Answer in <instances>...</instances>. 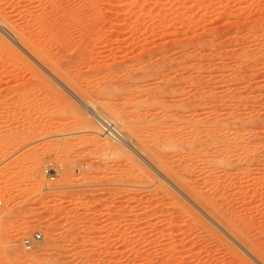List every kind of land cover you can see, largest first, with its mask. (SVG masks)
I'll return each instance as SVG.
<instances>
[{"label":"rangeland","instance_id":"374dc122","mask_svg":"<svg viewBox=\"0 0 264 264\" xmlns=\"http://www.w3.org/2000/svg\"><path fill=\"white\" fill-rule=\"evenodd\" d=\"M0 201V264H264V0H0Z\"/></svg>","mask_w":264,"mask_h":264},{"label":"bare ground","instance_id":"6f19581e","mask_svg":"<svg viewBox=\"0 0 264 264\" xmlns=\"http://www.w3.org/2000/svg\"><path fill=\"white\" fill-rule=\"evenodd\" d=\"M12 29H14V28H12ZM1 30H2V32H4V33H6L8 36H10L13 40L15 39V37H16V35H18V34H14L12 31H10L9 29H7L5 26L4 27H2L1 28ZM16 30V29H15ZM18 30V29H17ZM16 30V31H17ZM15 32V31H14ZM20 31H18V33H19ZM17 33V32H16ZM29 34H25V32H22L21 31V33H20V37H21V39H22V42H25V43H27L28 44V42H29V36H28ZM19 37V38H20ZM20 41V40H19ZM31 41V40H30ZM30 43V42H29ZM36 43V42H35ZM26 44V45H27ZM31 44V43H30ZM37 44V43H36ZM35 46L36 47V45L34 44V43H32L31 44V46ZM34 47V48H35ZM39 46H37L36 48H38ZM30 49L31 50H33L34 52H38L37 51V49L35 50V49H33V48H31L30 47ZM39 49V48H38ZM33 53V52H32ZM40 53V52H39ZM41 53H42V51H41ZM39 54L37 53V56H38ZM44 56V55H43ZM39 58V57H38ZM40 59V58H39ZM63 85V84H62ZM63 87V86H62ZM66 88V87H65ZM67 91L69 92V90L67 89ZM71 95H72V97H74L76 100H77V102H80L79 104H82L85 108H86V110L92 115V116H96V115H94V111L93 110H91V109H89V105H87L86 103H84L83 101H81L75 94H73V93H71V92H69ZM98 116V115H97ZM98 118V117H97ZM105 118V117H104ZM113 125L112 124H108V123H105V126H104V129H103V132H104V130H105V132H106V134H108V133H110L111 131H113V128H114V130H116V128L115 127H113ZM108 132V133H107ZM117 132V131H116ZM113 133V132H112ZM115 133V132H114ZM117 136V137H116ZM115 137L117 138V139H119V141H121V143H123L128 149H130L132 152H136V150H135V148L129 143V142H127V140L123 137V135H121V134H118V132H117V134L115 135ZM195 137V136H194ZM214 137V136H213ZM219 136H215L214 137V139L212 138V140L211 139H209V140H211L210 142L212 143V144H214L213 146H215V145H217V144H219V143H221V141H223L224 139L223 138H225V137H221L223 140H221V138H218ZM196 139H198L199 140V137L197 136V137H195ZM217 139H220L219 141L217 140ZM226 140H228V139H226ZM231 140V139H230ZM206 141V140H205ZM208 141V140H207ZM225 141V140H224ZM211 143H209V145H211ZM231 143V142H230ZM220 145V144H219ZM217 147V146H216ZM226 147H228V146H226ZM209 148H210V146H209ZM224 148V147H223ZM218 149V148H217ZM209 150V149H208ZM215 151V150H214ZM227 154V153H226ZM231 157V156H230ZM229 158V157H228ZM225 159V158H224ZM188 166V165H187ZM186 169H187V167H186ZM199 170V169H198ZM186 171V170H185ZM227 177V176H226ZM223 178V177H222ZM206 183V182H205ZM215 185V184H214ZM192 188V187H191ZM193 191V190H192ZM196 193H197V191H195ZM194 192V193H195ZM227 195V194H226ZM200 196V195H199ZM203 199V198H202ZM205 199V198H204ZM207 199V198H206ZM205 199V200H206ZM204 200V201H205ZM208 200V199H207ZM229 200V199H228ZM208 202V201H207ZM206 202V203H207ZM217 202V201H216ZM214 204H215V202L212 204V207L214 206ZM226 204V203H225ZM203 205V204H202ZM209 205V204H208ZM217 206H218V204H216ZM216 205H215V207H216ZM215 207H213L214 209H215ZM204 208V207H203ZM218 209V208H217ZM216 209V210H217ZM218 211V210H217ZM210 212V211H209ZM219 212H221V211H219ZM211 213V212H210ZM223 215H224V213H223ZM225 216V215H224ZM230 216V215H229ZM228 217V216H227ZM225 219H227V218H225ZM227 221V220H226ZM221 222V221H220ZM227 222H229V223H231L230 221H227ZM237 225V224H236ZM233 227V226H232ZM244 236V235H243ZM256 244V243H255ZM252 249V248H251ZM261 251V250H260Z\"/></svg>","mask_w":264,"mask_h":264},{"label":"built area","instance_id":"2783aa9c","mask_svg":"<svg viewBox=\"0 0 264 264\" xmlns=\"http://www.w3.org/2000/svg\"><path fill=\"white\" fill-rule=\"evenodd\" d=\"M115 125L113 124V127ZM112 127V128H113ZM113 132H114V128H113ZM110 135V134H108ZM112 137H114V135H110ZM45 174L47 176H49L51 179L55 178V175H57V169L55 167H51L48 166L46 167V169L44 170ZM2 204V201H0V205ZM43 240V235L41 232H35L33 235L25 237L22 240V246L24 249H26L27 251H31L35 248V246L40 243Z\"/></svg>","mask_w":264,"mask_h":264}]
</instances>
